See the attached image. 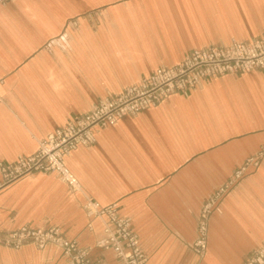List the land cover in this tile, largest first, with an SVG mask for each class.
<instances>
[{
    "label": "crops",
    "instance_id": "obj_1",
    "mask_svg": "<svg viewBox=\"0 0 264 264\" xmlns=\"http://www.w3.org/2000/svg\"><path fill=\"white\" fill-rule=\"evenodd\" d=\"M264 36V0H14L0 6V162L37 153L46 139L105 98L182 63L196 49ZM78 180L35 173L4 185L0 264H69L54 244L7 243L29 225L59 229L93 261L103 223L87 198L132 220L147 264H246L264 245V69L227 73L169 95L96 132L67 157ZM245 173L209 218L207 249L194 250L205 203Z\"/></svg>",
    "mask_w": 264,
    "mask_h": 264
},
{
    "label": "built area",
    "instance_id": "obj_2",
    "mask_svg": "<svg viewBox=\"0 0 264 264\" xmlns=\"http://www.w3.org/2000/svg\"><path fill=\"white\" fill-rule=\"evenodd\" d=\"M11 1L0 0V6ZM256 69H264V36L253 43L233 41L227 46L196 49L176 67L158 70L140 84L127 87L121 94L98 101L84 116L76 118L46 139L39 140L35 155L20 157L10 165L0 162L4 185L35 173H53L71 188L77 189L79 183L67 166V157L80 145L95 143L96 132L100 129L125 116H135L155 107L169 95L196 87L208 77ZM245 169L237 170L232 180L203 206L198 220V238L194 243V250L199 256L203 257L206 253L210 215L219 210V199L242 178ZM84 208L88 215L103 223L105 237L98 243V248L113 251L120 264H147V254L139 234L132 226V220L120 216L117 205L103 207L87 198ZM25 242L40 249L47 244L57 245L63 250L69 264H105L101 260L93 261L92 248H81L56 228L44 230L25 225L11 232L7 239V243L15 247ZM246 264H264V245L251 253Z\"/></svg>",
    "mask_w": 264,
    "mask_h": 264
},
{
    "label": "rangeland",
    "instance_id": "obj_3",
    "mask_svg": "<svg viewBox=\"0 0 264 264\" xmlns=\"http://www.w3.org/2000/svg\"><path fill=\"white\" fill-rule=\"evenodd\" d=\"M14 1V0H13ZM12 2V1H11ZM11 2H9V3H11ZM9 3H7L6 5H8ZM6 5H1V6H6ZM208 237V236H207Z\"/></svg>",
    "mask_w": 264,
    "mask_h": 264
}]
</instances>
